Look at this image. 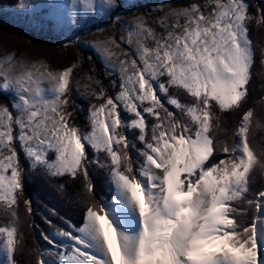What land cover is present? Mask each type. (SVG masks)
Returning <instances> with one entry per match:
<instances>
[{
  "label": "snow or ice",
  "instance_id": "snow-or-ice-1",
  "mask_svg": "<svg viewBox=\"0 0 264 264\" xmlns=\"http://www.w3.org/2000/svg\"><path fill=\"white\" fill-rule=\"evenodd\" d=\"M179 2L154 5L163 15L152 22L138 14L137 0H71L67 16L62 0L12 6L30 11L29 23L38 26L107 17L127 31L99 48L119 84L112 82L114 96L100 93L103 103L77 105L87 113V131L66 111L75 65L51 70L13 54L0 58V202L10 217L0 226L2 264H18V207L33 173L82 178L87 193L80 225L41 232L51 247L37 264H264V190L249 199L254 166L264 171L250 147L253 111L243 112L236 143L217 140L222 114L247 103L254 64L248 24L256 17L248 0L171 7ZM97 168L110 196L96 192ZM24 204L35 211L31 198ZM240 204L253 209L251 217Z\"/></svg>",
  "mask_w": 264,
  "mask_h": 264
},
{
  "label": "rangeland",
  "instance_id": "rangeland-1",
  "mask_svg": "<svg viewBox=\"0 0 264 264\" xmlns=\"http://www.w3.org/2000/svg\"><path fill=\"white\" fill-rule=\"evenodd\" d=\"M26 2L41 4L45 0H26ZM62 2L65 5L64 11L67 16L71 0H62ZM137 2L143 6L138 14L145 15L146 19L152 22L158 21L163 15L162 12L154 10L153 6L168 4L169 0H137ZM190 2H197V0H190ZM198 2L203 3L204 0H198ZM186 6L183 0L171 4L174 8ZM48 11L50 10L47 8L43 9L44 13ZM123 11L127 12V5ZM149 12L152 14L147 15ZM8 17H11V21ZM30 19V11L28 13L17 12V9L12 6L5 7L0 13V58L13 54L18 60L30 64L35 63L37 66L44 65L51 70H64L75 65L71 77L72 91L66 97L69 101L66 111L72 113L71 121L77 127L89 130L86 122L87 113H81L77 105L82 104L87 109L90 104L103 103V100L99 99L102 91L109 96L115 95L118 89L112 86V82L119 84L118 77L105 71L99 48L111 39L119 40L126 33L127 26L110 21L107 17H98L89 20L86 24L60 29L49 24L44 26L31 24ZM132 20L133 14H122V21L131 22ZM154 26L158 31H162L158 24ZM125 50L128 49L125 48ZM114 62L119 63V59L114 58ZM4 102L0 100V103ZM237 141L238 137L235 143ZM25 195L23 194L22 197L28 200V196L25 198ZM65 202L62 199L61 203ZM0 206H3L2 202ZM53 233L55 230L50 232V234ZM40 238H42L41 235ZM50 247L46 242L40 251Z\"/></svg>",
  "mask_w": 264,
  "mask_h": 264
},
{
  "label": "trees",
  "instance_id": "trees-1",
  "mask_svg": "<svg viewBox=\"0 0 264 264\" xmlns=\"http://www.w3.org/2000/svg\"><path fill=\"white\" fill-rule=\"evenodd\" d=\"M5 7L13 6L17 0H0ZM251 5L250 14L256 19L248 24L249 37L253 42L254 64L252 67V79L247 103L241 111L222 114L223 122L217 133V140L233 145L237 139L235 130L239 125L243 112L251 109L254 113L250 124V147L258 159H264V23L260 22L258 7H264L262 0H248ZM9 20L11 21V17ZM175 91L174 89L172 90ZM92 178L96 185V192L100 195H109L106 173L102 169H95ZM264 190V171L254 166V178L250 184L249 199L254 194ZM28 199L32 200V207L35 211L32 215L27 212L24 198L20 197L18 207L19 231L23 235V245L17 253L18 264H37L39 252L45 241L40 238L41 232L49 233L57 229L69 228L68 222L80 225L83 218V202L87 193L83 188L82 178L73 180L70 177L49 178L42 173H33L25 187ZM98 199V196L96 197ZM62 199L66 201L61 203ZM240 208H247L248 216L251 217L253 209L247 204L238 205ZM55 211V215L53 214ZM51 221V224L48 223ZM10 222L9 214L5 207L0 206V225L4 226ZM35 225L39 227L36 228Z\"/></svg>",
  "mask_w": 264,
  "mask_h": 264
},
{
  "label": "water",
  "instance_id": "water-1",
  "mask_svg": "<svg viewBox=\"0 0 264 264\" xmlns=\"http://www.w3.org/2000/svg\"><path fill=\"white\" fill-rule=\"evenodd\" d=\"M25 198H27V195H25Z\"/></svg>",
  "mask_w": 264,
  "mask_h": 264
}]
</instances>
